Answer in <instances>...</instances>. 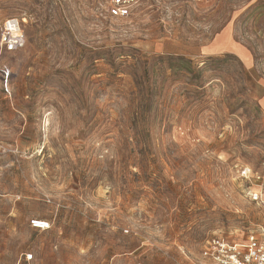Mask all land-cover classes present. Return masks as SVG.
<instances>
[{
    "label": "rangeland",
    "instance_id": "374dc122",
    "mask_svg": "<svg viewBox=\"0 0 264 264\" xmlns=\"http://www.w3.org/2000/svg\"><path fill=\"white\" fill-rule=\"evenodd\" d=\"M110 2L0 0L25 40L0 47V264H191L264 227V0Z\"/></svg>",
    "mask_w": 264,
    "mask_h": 264
},
{
    "label": "built area",
    "instance_id": "2783aa9c",
    "mask_svg": "<svg viewBox=\"0 0 264 264\" xmlns=\"http://www.w3.org/2000/svg\"><path fill=\"white\" fill-rule=\"evenodd\" d=\"M141 1L143 0H111L108 14L113 18H128ZM24 44L20 22L18 20L5 22L0 33V47L5 52L12 53L22 48ZM241 176L248 178L251 171L245 169ZM31 227L38 231H47L51 228L50 223L43 220L31 221ZM24 259L31 262L34 256L25 254ZM191 264H264V227L250 232L245 241H230L222 237L210 240Z\"/></svg>",
    "mask_w": 264,
    "mask_h": 264
}]
</instances>
